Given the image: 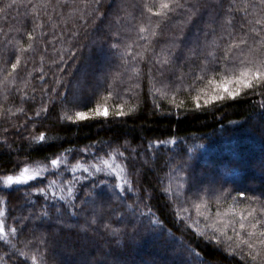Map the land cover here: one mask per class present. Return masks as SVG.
Here are the masks:
<instances>
[{"label": "trees", "instance_id": "trees-1", "mask_svg": "<svg viewBox=\"0 0 264 264\" xmlns=\"http://www.w3.org/2000/svg\"><path fill=\"white\" fill-rule=\"evenodd\" d=\"M180 3L165 18L144 7L158 0H0V177L23 160L45 169L0 186L6 229H18L0 244V264H264V222L251 239V228H224L229 208H254L264 221V88L205 103L207 77L227 74L213 56L245 40L232 59L264 58V7ZM97 106L108 116L93 115ZM113 155L124 190L100 175L78 183L71 201L49 194L73 165Z\"/></svg>", "mask_w": 264, "mask_h": 264}, {"label": "snow or ice", "instance_id": "snow-or-ice-1", "mask_svg": "<svg viewBox=\"0 0 264 264\" xmlns=\"http://www.w3.org/2000/svg\"><path fill=\"white\" fill-rule=\"evenodd\" d=\"M15 0H13V3ZM260 6L264 7V0H259ZM7 7H12V4L7 5ZM144 7L147 9L149 13H152L156 16H161L167 18L168 13L175 11L176 8H182L185 7L184 4L180 3V0H158V5H149L145 4ZM2 11V10H0ZM264 21L257 20L256 23L260 24ZM230 23V21H229ZM255 31V29H252ZM146 29L143 26H140L139 32L143 33ZM153 35H155V32H153ZM29 39H33L32 34L28 33ZM247 43L245 40H241L239 43H236L233 41L230 45L226 47L225 53L223 57H215L213 56V63L223 60L225 62H228V66L225 67L226 75H223L220 79H216L214 76H208L207 77V86L211 89L208 99L205 100V103H209L210 101H223L225 99V96L235 99L238 94L241 93V91L245 88H255L257 86L264 88V58H261L257 60L255 57L252 59H239V57H236L235 59H232L231 55L233 48H239L240 44ZM261 45L264 46V40H262ZM118 45H113V47H117ZM249 55H251V50L249 52ZM262 57H264V53H262ZM238 60V64L237 61ZM20 63L19 58H17L15 63L11 64V69L15 71L17 69V65ZM0 71H3V69H0ZM202 72H206L205 69H201ZM207 71L216 72V69L213 67L211 69H208ZM207 74V73H206ZM196 79L204 80L205 76L197 77ZM201 91H204V89H201ZM111 95V93H109ZM194 99L197 101L196 106L200 107L199 101L201 97L197 95L194 97ZM117 107H121L122 105H117ZM108 108L97 106L94 109L93 115H104L105 117L108 116ZM122 111H117L115 115L121 116L124 115ZM77 117L83 119L85 118L84 112H77ZM68 119H72L71 116L68 117ZM35 140L43 141L45 137L43 135L39 137H35ZM53 165H57L59 163L58 160L53 159L51 161ZM104 164L108 165L109 168L112 166L108 164L107 160L103 161ZM99 170V168H97ZM115 171V169H112ZM87 171V169H85ZM41 173L39 171H30L28 167H24L22 172L19 176H12V175H6L4 179V183L7 185H11L14 181L16 183H25L29 179H33L35 176L40 175ZM119 186V185H117ZM36 191L43 192L44 189L37 188ZM244 192H240V196H244ZM264 195V193H262ZM262 205L260 208L261 214H264V201H259ZM229 212L234 213L233 217L226 221L224 223V228H227L229 224L238 223L239 228L241 230L245 229L246 227L251 228L253 231L248 233L249 239L253 235L256 234L257 226L258 224H261L264 221L258 220L255 216L256 209H251L247 212V215L243 214V212H237L236 209L229 208ZM4 212L0 211V216H3ZM220 216V214H217ZM227 215V213H225ZM238 216L239 220L236 221L235 217ZM251 218V219H250ZM6 224L4 220L0 219V240H4L7 242L8 240V233L6 232ZM219 231L223 232V228L218 229ZM18 231L17 228L12 227L10 229V232L12 234H16ZM238 234V233H237ZM260 236H264V230H261L259 232ZM247 243V241H245ZM260 243L264 244V240H261ZM251 247V245H249ZM21 256H26L27 254L24 252H20ZM30 259L34 262L37 261L36 256H31Z\"/></svg>", "mask_w": 264, "mask_h": 264}, {"label": "rangeland", "instance_id": "rangeland-1", "mask_svg": "<svg viewBox=\"0 0 264 264\" xmlns=\"http://www.w3.org/2000/svg\"><path fill=\"white\" fill-rule=\"evenodd\" d=\"M196 40V39H195ZM195 42V41H194ZM108 64V60L102 59V68L104 70L105 73H107L106 70V66ZM98 78V77H97ZM99 79V78H98ZM100 83V79L97 80ZM82 91L86 92L88 90L87 86H85V84L83 85V87L81 88ZM117 156L113 155V157H107L108 164H110L112 167L109 168L108 165L104 164L103 161L104 160H100L97 163L91 164V165H85V164H76L73 165L71 168H69V172L72 175L71 179H67L66 180H59V181H53L50 184L49 187V194H51L52 196H54L55 198L58 199H62L65 201H71L74 199L75 196V190H76V185L82 181H87V180H91L96 178L97 176L100 175H104V176H112L116 182L117 185H119V189L124 190L125 188H127L128 186V178H127V172L124 169V167L118 162V160L116 159ZM144 161V160H142ZM19 168L18 170H16V172H11L8 175H12V176H19L20 173L22 172L24 167H28L30 169V171H39L41 174L35 176L33 179H29L27 180V182L25 183H16L15 181L11 184V185H7L4 183V177L2 176L0 177V186H3L5 188H12L14 186H20V185H24V184H28L31 181L41 177L42 175L45 174V169L42 166H38L37 163L33 164V163H28L26 161H20L18 164ZM97 168H99V170H97ZM85 169H87V171H85ZM112 169H115V171H113ZM95 202H91V206L93 207L92 209L96 212H99L101 210V208H103L104 205L96 207L95 208ZM0 219L4 220V215L0 216ZM5 222V221H4ZM6 232L8 233V240L7 242L4 240H0V244L2 246V249H6L7 247H9L10 242H11V232L7 229H5ZM67 251H62L61 253H66ZM61 255V254H60ZM59 254H56V258H59L60 256ZM62 264H69L67 262H63Z\"/></svg>", "mask_w": 264, "mask_h": 264}]
</instances>
